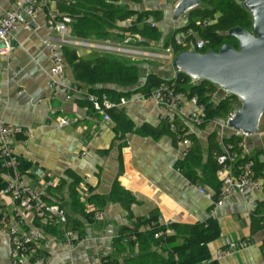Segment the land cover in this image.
I'll return each mask as SVG.
<instances>
[{
    "label": "crops",
    "instance_id": "obj_1",
    "mask_svg": "<svg viewBox=\"0 0 264 264\" xmlns=\"http://www.w3.org/2000/svg\"><path fill=\"white\" fill-rule=\"evenodd\" d=\"M66 6L63 0L53 1L47 10L29 18L26 25L13 33L14 50L10 55H0V120L27 131V136H19L15 144L19 159L32 164L29 174L25 175L26 181L42 190V181L35 177L34 172L43 170L56 183L51 190L45 191L47 199L61 205L70 215L73 213L69 173L82 180L78 186H84L82 192L86 199L89 192L87 194L85 188L90 187L94 195L108 196L113 184L118 182L132 193L136 203L131 208L132 218L121 204L109 203L104 208L103 220L84 222V237L71 250L56 235L50 234L46 250L50 264H102L108 259L122 261L127 254L118 251L117 238L125 228L133 227L137 219L149 217L153 212L158 213L163 225H193L216 219L221 225V237L209 246L213 259L220 264H264V226L253 233L251 225L252 213L257 206L252 200L256 199L258 203L264 200V187L248 198L234 194L226 198L224 205L215 206L213 187L201 179L190 181L178 169V163L184 160L186 146L178 145L172 136L156 139L135 131L118 135L114 131L115 122L105 121L104 116L93 111L86 101L78 97L65 100L61 93L55 97L52 95L49 86L52 45L58 43L59 35L48 25V12L61 16L66 13ZM11 9L12 0H0V16ZM70 35L74 37L71 28ZM146 47L139 48L142 54L138 57L130 58L142 67V83L152 73L145 61L148 56ZM77 49L80 55L92 52ZM163 69V73L160 70L155 74L167 80L176 77L172 67L164 65ZM66 82L75 83L69 66H66ZM216 96L226 97L217 91L214 101ZM118 107L125 111L135 129L145 124L157 128L163 121L162 116L167 114L166 110L141 94L131 95L124 105ZM195 109L192 103H187V113ZM169 116L183 124L189 134L200 139L207 160L210 151L208 138L212 132H217L216 127L198 128L184 117ZM62 118L71 119L73 123L60 126ZM259 132L247 148L255 149L260 160L264 161V130L260 127ZM218 134L220 141L221 135ZM0 178L5 181L3 176ZM261 180L264 184L263 177ZM0 201L13 209L10 197L0 195ZM78 218L84 221L80 216ZM28 223L37 226L31 216ZM239 238L251 239L253 244L222 259L217 258L218 250L227 240ZM0 264H12L9 236L1 229Z\"/></svg>",
    "mask_w": 264,
    "mask_h": 264
},
{
    "label": "trees",
    "instance_id": "obj_2",
    "mask_svg": "<svg viewBox=\"0 0 264 264\" xmlns=\"http://www.w3.org/2000/svg\"><path fill=\"white\" fill-rule=\"evenodd\" d=\"M145 0H70L65 7V15L72 18L70 25L74 38L80 40L108 41L113 38L126 39L133 35H139L143 45H149L160 41L162 31L157 26L164 20V15L160 10H137L133 5L144 3ZM158 1V0H152ZM245 0H202L201 5L186 15V23L166 42V46L171 47L174 55L182 52L192 51L193 37L186 39L185 44H178L177 35L190 33L197 38L208 41V44L197 52L207 53L209 51L218 52L223 45H230L238 49L239 44L236 38L228 35L234 28H241L252 31L253 18L244 8ZM134 18L133 25L125 28L123 24L126 20ZM151 19L156 25L152 27L146 20ZM208 22L205 25V22ZM62 54L66 66L72 69L75 83L80 87L87 88L90 93L103 97L105 96L113 103H120L121 99L129 98L133 94H141L143 97L149 96L160 85L174 84V89L179 93H184L188 98L196 97L198 104L203 105L207 114L205 122L198 128H205L211 124L214 118L225 119L234 108L235 96H227L218 102L213 100V96L219 87L209 81H194L188 75L178 72L176 77L167 80L156 74H148L145 81L141 80V67L131 61L122 59L116 54L92 51L87 55H80L77 48L65 46ZM126 91H118L116 88ZM134 91L132 89L136 88ZM88 103V102H86ZM93 109V106L88 103ZM119 107L107 110L106 113L115 122L114 131L118 135H125L129 132H137L146 137L160 138L164 135L176 137V132L171 129V122L164 119L157 128L148 124L140 128L127 118L123 109ZM180 128H184L182 134L191 141V147L184 160L178 163V169L190 180L195 182L198 179L213 187L217 200L220 192L221 181L218 177L219 165L215 152L221 150L218 132H212L209 140V155L205 160L202 142L195 135L189 134L188 130L177 119L174 120ZM179 124V125H178ZM181 125V126H180ZM226 143L232 144L241 157H244L242 149L238 147L243 141L240 136L232 135L225 138ZM252 160L254 162L255 176L264 178V161H261L259 154L245 156L243 161ZM19 169L25 175L29 174L32 164L19 159ZM68 177L72 179L71 184V210L73 215L67 213V228L75 230L81 238L84 237L85 223L95 222L89 219L87 206L92 205L99 211L109 203L121 204L132 218L131 208L136 203L135 197L125 190L118 182L112 186L108 196H99L92 193L89 187V197L86 202H81L78 195V185L81 179L73 173ZM61 185V183H60ZM60 185L57 187L59 188ZM264 187V184H263ZM5 188V181L0 178V191ZM53 187H51L52 189ZM49 188V190H51ZM45 199L50 202L47 197ZM59 205V204H58ZM63 208L61 205H59ZM64 209V208H63ZM76 215V216H74ZM83 218V222L78 217ZM148 227H145L146 225ZM36 225L44 229L47 233L57 235L58 229L51 227L47 223L36 220ZM252 232L257 233L264 226V200L259 202L252 213ZM157 233H162L156 238ZM130 237L129 241H125ZM221 237V225L213 218L206 222L193 225H181L172 223L163 225L160 223L157 212H153L149 217L137 219L133 227L125 228L117 238V249L121 253H126L122 261L108 259L110 264H220L218 260L212 258L210 244Z\"/></svg>",
    "mask_w": 264,
    "mask_h": 264
},
{
    "label": "built area",
    "instance_id": "obj_3",
    "mask_svg": "<svg viewBox=\"0 0 264 264\" xmlns=\"http://www.w3.org/2000/svg\"><path fill=\"white\" fill-rule=\"evenodd\" d=\"M53 1L61 0H12V9L0 16V55H10L14 50L13 33L21 26L27 24L29 18H33L39 11L47 10ZM179 2L180 0H173ZM68 5L70 0H63ZM134 18L126 20L121 24L125 28L133 25ZM152 27L156 24L151 20H146ZM72 18L68 15H57L51 11L48 12V25L56 30L59 35L58 43L52 45L51 69L49 86L52 95L55 97L58 93L64 95L65 100L80 98L93 106L95 112L104 116L105 121H111L106 113L107 110L117 106L124 105L125 99L121 102L113 103L105 96L99 97L89 92L87 88L80 87L76 83L66 82V63L61 52L65 46L74 48L93 49V51L106 52L111 54L131 53L142 54L131 49L121 48L110 44L93 43L86 40H80L70 35V25ZM208 22H205L207 25ZM193 37V48L195 51L204 48L208 41L197 38L195 34L184 33L177 35L178 44L184 45L189 37ZM140 38L139 35H133L126 38V44L131 40ZM172 50V49H171ZM169 58V57H168ZM173 60L175 55L173 53ZM228 96V95H227ZM226 96V97H227ZM153 100L161 109L167 111L162 119L171 122V129L176 132L175 141L178 145L186 146L184 157L190 150L191 141L182 134L183 127L180 128L174 123L173 118L169 116L178 115L186 118L190 124L200 127L206 120L207 114L203 105L198 104L196 97L188 98L186 94L179 93L174 89V84L160 85L149 96L144 97ZM192 103L196 109L187 113L186 105ZM238 109L233 108L225 119L214 118L212 124L221 127L222 131L229 127V123L235 118ZM73 123L71 119H60V126H66ZM179 125V124H178ZM181 126V125H180ZM230 128V127H229ZM236 136L243 138L238 147L242 149L245 156H249L244 143L243 132L235 131ZM26 137L27 131L19 126L6 124L0 120V176L5 178V188L1 190L0 195L10 197L13 201V209H9L0 201V229L7 232L11 248L12 264H50V256L46 252L51 240V235L41 227L28 223L31 216L35 221L40 220L58 229L56 235L68 249H73L79 245L83 238L75 230L67 228V213L65 209L58 204H51L45 199V191L56 185L55 181L49 179V175L41 169L34 172L36 178L42 181L43 189L39 190L31 186L25 179V174L20 171L19 157L15 152L17 138ZM221 150L215 152L217 163L219 165L218 177L221 181L220 192L215 206H222L227 197L234 194H243L247 198L263 188L261 178L255 176L254 162L250 159L243 161L237 149L225 141L220 144ZM47 177V178H46ZM82 188V189H81ZM83 187L78 188L81 202H86L83 195ZM88 194L89 189L85 188ZM257 203L258 202H254ZM89 219L95 222L103 220L104 213L95 209L94 206H87ZM147 224L145 227H148ZM162 233H157L156 238ZM127 237L125 241H129ZM253 244L251 239H238L236 241L227 240L223 247L218 250L217 258L234 254L237 250L250 247ZM102 264H110L105 260Z\"/></svg>",
    "mask_w": 264,
    "mask_h": 264
},
{
    "label": "water",
    "instance_id": "obj_4",
    "mask_svg": "<svg viewBox=\"0 0 264 264\" xmlns=\"http://www.w3.org/2000/svg\"><path fill=\"white\" fill-rule=\"evenodd\" d=\"M201 2L180 0L173 18H184ZM243 6L253 18V29L237 27L228 32L237 39L238 49L223 45L218 52H182L175 56L172 68L194 81H209L228 96L237 97L240 107L229 127L253 136L258 133L264 114V0H245Z\"/></svg>",
    "mask_w": 264,
    "mask_h": 264
},
{
    "label": "rangeland",
    "instance_id": "obj_5",
    "mask_svg": "<svg viewBox=\"0 0 264 264\" xmlns=\"http://www.w3.org/2000/svg\"><path fill=\"white\" fill-rule=\"evenodd\" d=\"M177 2H174L173 0H158V1H152V0H145L144 3L139 4V5H133L132 7L134 9L137 10H160L161 13L164 15V20L162 22H160L159 24H157V26L160 28V30L162 31V37L160 39V41L158 42H154L152 44L149 45H143L141 43V38H137L134 40H131L129 43L126 44V39L122 40V39H118V38H113L110 41H108L107 43H102V44H110V45H114V46H120L121 48H125V49H131L134 50L136 52H140L139 48L147 46L146 50L148 51V56L146 57V62L147 65H149L152 70V74L157 73L158 71H162V73L164 72V65L169 67H172V61H173V51L171 50V47L166 46V42L169 40V38L173 35L174 31L179 30L180 28H182L184 26V24L186 23V16L184 18L175 20L173 18V12L175 9ZM90 42H98L97 40H89ZM116 41L118 44H116ZM81 49H86V48H81ZM91 50V49H88ZM93 51V49L91 50ZM100 53V52H99ZM118 57L131 61V59H133L134 57H138V54H131V53H117L116 54ZM169 57V58H168ZM135 59V58H134ZM133 62V61H131ZM135 63V62H133ZM149 63V64H148ZM137 64V63H135ZM142 68V67H141ZM143 74V71H141V75ZM170 79V78H168ZM218 93H220L223 96H227V94L222 91L221 89L218 90ZM221 99V96H216L215 97V102H218ZM235 108H239L240 107V100L239 99H235L234 103H233ZM264 121V114L262 116V120L261 122ZM210 128L212 127H216V130L218 133H220V142H223L225 138H229L232 135L235 134V131L229 127L225 128L223 131L221 129L220 126L215 125V124H209ZM261 130H264V123H262V125L260 124ZM259 127V130H260ZM209 128V129H210ZM223 133V134H222ZM260 132L258 131V133L256 135L253 136H247L244 137V143L247 149V153L249 155H253L255 153V149H251L247 148L251 146V141L252 139H254L255 136L259 135ZM258 202L256 199H253L252 202ZM256 205V203H254Z\"/></svg>",
    "mask_w": 264,
    "mask_h": 264
}]
</instances>
